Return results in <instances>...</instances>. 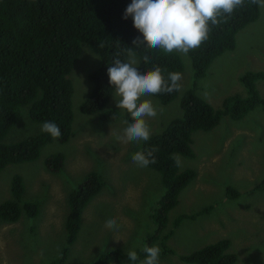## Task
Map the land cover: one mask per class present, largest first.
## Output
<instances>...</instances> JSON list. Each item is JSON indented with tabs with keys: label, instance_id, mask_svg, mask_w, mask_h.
Masks as SVG:
<instances>
[{
	"label": "rangeland",
	"instance_id": "1",
	"mask_svg": "<svg viewBox=\"0 0 264 264\" xmlns=\"http://www.w3.org/2000/svg\"><path fill=\"white\" fill-rule=\"evenodd\" d=\"M260 10L259 18L237 34L236 48L218 56L198 80L197 93L215 108H221L229 95L247 96L240 77L247 71L264 70V8ZM87 48L92 51H85L77 59L70 74L74 85V135L67 142L53 139L37 160L11 163L0 171V205L15 198L13 179L17 175L23 177L25 187L21 204L39 203L37 216L23 211L16 222L0 219V264H50L60 256L71 233L65 221L70 211L69 197L91 173L100 175L105 185L84 210L82 225L74 242L68 245L65 264H93L114 250L137 252L159 228L153 216L166 188L159 171L149 166L140 168L132 161V154L142 149V142L125 145L117 141L128 117L125 110L117 108L115 91L103 111L116 110L118 119L101 120L102 112L87 114L81 110L93 88L89 74L99 62V55ZM182 56L184 86L176 98L168 104L154 95L142 98L163 109L149 120L152 136L184 115L183 97L193 86L196 70L191 56ZM131 57L138 67V58ZM256 85L264 97V81L258 80ZM21 110L23 122L7 136L12 142L36 134L43 124L33 122ZM192 147L194 158L179 153L174 156L180 161L179 172L193 168L197 175L181 192L180 203L170 211L157 245L161 248L162 243L173 251L160 257V264H199L185 261L181 255H191L224 238L231 240L229 251L237 254L233 264H264V190L257 189L264 182L262 106L243 119L225 116L215 128L196 131ZM58 153L65 157L64 167L50 171L47 158ZM230 186L239 191L238 197L229 196ZM209 205H213L209 212L185 218L174 227L181 214H195ZM109 217L117 218L118 230L104 227Z\"/></svg>",
	"mask_w": 264,
	"mask_h": 264
},
{
	"label": "trees",
	"instance_id": "2",
	"mask_svg": "<svg viewBox=\"0 0 264 264\" xmlns=\"http://www.w3.org/2000/svg\"><path fill=\"white\" fill-rule=\"evenodd\" d=\"M130 3L131 0H0V171L11 163L37 160L44 147L55 139L39 131L12 142L7 136L15 125L23 122L21 108L33 122L56 123L62 133L56 140L67 142L74 135V85L70 74L77 59L90 50L87 46L99 55V62L89 74L93 88L81 110L87 114L102 112L101 120L119 118L116 110L103 111L115 91L109 83L107 68L112 66L117 57L127 62L131 55H135L141 71L159 67L165 77L170 72L183 73L185 62L181 54L164 53L160 49H149L146 45H132L136 37L142 39V34L134 28L131 17L123 18ZM260 14V7L245 0L244 7L236 9L232 16L226 18V22L211 26L209 38L199 48L188 53L196 74L193 86L185 91L183 97L184 115L173 119L165 130L142 144V149H156V163L149 167L161 173L166 188V194L160 199L158 210L153 216L159 228L147 238L145 246L157 245L161 241L170 211L180 203L181 192L197 175L193 168L179 172L175 154L194 158L196 153L192 143L196 131L215 128L225 116L243 119L259 105L264 110V97L256 85L258 80L264 81V70L245 72L240 80L246 87L247 96L229 95L225 97L221 108L213 107L197 93L198 80L205 75L210 64L225 51L234 50L239 31L255 22ZM145 56L148 57L147 61ZM179 92L154 96L168 104ZM127 117L130 121L129 114ZM64 163L63 154H53L47 158L46 167L57 172L64 167ZM104 185L100 175L91 173L70 195V211L65 220L71 231L68 245L74 242L82 225L84 210ZM257 189L264 190V182ZM24 192L23 177L17 175L13 179L15 198L0 205L2 221L16 222L23 211L28 216H37L38 202L21 204ZM228 193L231 197L240 195L239 191L231 187H228ZM212 208L213 205H209L195 214L183 213L175 221L174 227L180 225L183 219L207 213ZM172 233L173 228L169 231V234ZM160 244V257L173 251ZM68 245L50 264H65ZM143 248L137 251L141 260L145 257ZM230 248L231 240L224 238L191 255H181V258L199 264H233L237 254L229 251ZM93 264L133 262L129 260L128 252L114 250L103 258L99 257Z\"/></svg>",
	"mask_w": 264,
	"mask_h": 264
},
{
	"label": "clouds",
	"instance_id": "3",
	"mask_svg": "<svg viewBox=\"0 0 264 264\" xmlns=\"http://www.w3.org/2000/svg\"><path fill=\"white\" fill-rule=\"evenodd\" d=\"M250 3L264 8V0H250ZM244 5L245 0H131L123 18L131 17L134 28L142 34V39L136 37L132 45H146L149 49L186 56L209 38L211 26L226 22L227 17ZM144 59L147 61L148 57L145 56ZM111 65L107 68V73L109 83L115 90L113 98L116 106L131 117L130 121L123 122L126 126L122 135H118L116 139L125 145L143 144L152 136L149 120L157 117L163 109H158L150 99L142 98L180 91L183 87L182 74L170 72L165 77L159 67L141 71L136 66V59L131 56L127 62L117 57ZM41 131L55 139L62 134L60 127L51 121H45L41 125ZM155 151V148L141 149L132 154L131 159L138 167L146 168L156 163ZM174 159L179 166V159ZM104 227L118 230L120 224L117 218L109 217L104 222ZM143 252V260L135 250L128 252V258L133 264H160L162 249L159 245L145 246Z\"/></svg>",
	"mask_w": 264,
	"mask_h": 264
}]
</instances>
